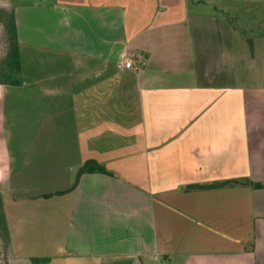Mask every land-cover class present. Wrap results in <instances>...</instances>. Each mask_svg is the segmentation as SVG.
Here are the masks:
<instances>
[{"label": "crops", "instance_id": "obj_1", "mask_svg": "<svg viewBox=\"0 0 264 264\" xmlns=\"http://www.w3.org/2000/svg\"><path fill=\"white\" fill-rule=\"evenodd\" d=\"M213 1L224 22L188 0L14 8L41 119L33 143L0 142L9 264H264V188L186 189L264 184V30L233 26L240 6L264 26V0ZM91 160L110 175L72 189Z\"/></svg>", "mask_w": 264, "mask_h": 264}, {"label": "rangeland", "instance_id": "obj_2", "mask_svg": "<svg viewBox=\"0 0 264 264\" xmlns=\"http://www.w3.org/2000/svg\"><path fill=\"white\" fill-rule=\"evenodd\" d=\"M54 0H0V9L9 8L12 4H15V7L19 5L31 6L34 4H40L41 6H50L52 5ZM189 7L188 11L190 14H205L206 16H211L213 14L217 15L223 21L224 16L229 15L231 6L226 4L224 1H205L203 4H199L196 0H188ZM244 8L241 10V6L238 8L237 16L241 18L240 21H233V26L235 29L245 33L248 37H253L257 32L263 31V25L249 26L244 27L243 23L244 19H242V13L244 15L250 14L251 22L254 23L252 18L261 14L259 11L256 13V9L254 10L252 7ZM242 11V12H241ZM255 14V15H254ZM225 16V17H226ZM264 20V16L259 20L261 23ZM31 47H25L20 49V55L24 56L28 53H32L33 51L30 49ZM6 46L4 43V30L2 25L0 24V59L4 57L6 54ZM32 66V65H31ZM32 71V70H29ZM27 72L28 74H23V81L28 82V86H22L19 89H9L4 88V92L2 91L3 86L0 85V94L3 92V99L0 101V142L4 144H9L11 142L18 141H27L33 143L36 140V134L33 132L39 124L40 117H35V101H34V91L37 87L35 84H30L31 79L33 78L32 72ZM7 87V86H5ZM40 114V113H39ZM27 128L31 129L30 133H25ZM42 262L38 263L41 264Z\"/></svg>", "mask_w": 264, "mask_h": 264}, {"label": "trees", "instance_id": "obj_3", "mask_svg": "<svg viewBox=\"0 0 264 264\" xmlns=\"http://www.w3.org/2000/svg\"><path fill=\"white\" fill-rule=\"evenodd\" d=\"M15 4L9 8L0 9V24L4 30V43L6 46V54L0 59V85L1 86H19L21 84V68L19 60V44L17 39V29L15 21ZM250 47L252 42L247 40ZM100 173L110 175V173L99 163L95 161H87L79 170L76 182L72 189L76 187L78 179L83 174ZM231 186H248L253 189H262L264 184L252 182L249 179L233 180L213 183L202 186H192L186 189H219ZM2 191L0 188V264H9L10 250V230L4 212ZM33 264L42 262L41 260L31 259Z\"/></svg>", "mask_w": 264, "mask_h": 264}, {"label": "built area", "instance_id": "obj_4", "mask_svg": "<svg viewBox=\"0 0 264 264\" xmlns=\"http://www.w3.org/2000/svg\"><path fill=\"white\" fill-rule=\"evenodd\" d=\"M124 67L126 69H129V70H135L134 67H133V62L130 59H127V58L124 60ZM164 264H166V263H164Z\"/></svg>", "mask_w": 264, "mask_h": 264}]
</instances>
